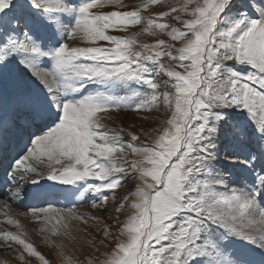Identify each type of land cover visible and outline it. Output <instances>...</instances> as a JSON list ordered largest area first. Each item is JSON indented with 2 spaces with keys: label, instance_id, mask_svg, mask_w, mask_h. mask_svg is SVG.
Here are the masks:
<instances>
[{
  "label": "snow or ice",
  "instance_id": "obj_1",
  "mask_svg": "<svg viewBox=\"0 0 264 264\" xmlns=\"http://www.w3.org/2000/svg\"><path fill=\"white\" fill-rule=\"evenodd\" d=\"M158 4L167 10L154 17ZM105 7L115 10L93 11ZM130 26L140 30L108 34ZM141 34L155 42L139 41ZM122 109L160 111L166 119L146 142L132 143L140 137L130 132L126 142L123 129L104 127L98 115ZM129 152L137 159L127 161ZM5 159L4 207L37 185L33 195L45 200L105 211L122 196L126 203L115 211L131 209L124 220L109 213L113 225H95L104 237L100 255L77 261L61 244L60 264H264V0H0ZM129 180L134 186L118 195ZM47 205L30 211L42 217L39 233L48 243L75 239L72 221L96 219ZM7 223L17 231L0 230L3 251L20 264L33 257L51 264L19 219Z\"/></svg>",
  "mask_w": 264,
  "mask_h": 264
},
{
  "label": "rangeland",
  "instance_id": "obj_2",
  "mask_svg": "<svg viewBox=\"0 0 264 264\" xmlns=\"http://www.w3.org/2000/svg\"><path fill=\"white\" fill-rule=\"evenodd\" d=\"M140 0H123V3L128 6H134L138 4ZM168 2H175V0H164V3ZM115 10L110 7H105L101 9H93V11L96 12H109ZM126 10V9H121ZM161 10H167L163 7V5H156L152 8V15L155 17V15L161 11ZM144 16H148V12L142 13ZM165 20L171 21V17L165 18ZM172 23H175V21H172ZM180 27V25H177ZM139 26H130L129 32H119V31H113L109 30L108 34L111 35H118V36H124V35H130L132 32L139 31ZM162 39H165L168 42L170 41V38L167 36H162ZM141 42H147V43H154L155 38L151 37L147 34H141L138 38ZM77 46H87L84 43H78ZM96 46H108L107 42L105 41H97ZM165 64L171 63L167 60V58H163ZM152 74L155 76L157 73L160 74L159 78L161 81L167 80L168 77L164 75L163 71L157 66V65H150ZM137 91L143 92L144 89L136 88ZM118 95L123 96H131L130 92L120 90L117 92ZM136 98L133 97V100ZM229 112H233V110H228ZM237 120L243 121L246 120V115L240 116L235 113ZM102 117L101 123L104 125V127L120 131L123 129L124 131L121 132V138L124 141H130V136L127 133H133L135 135H138L140 139L138 141H132V143L135 144H141L146 142V133H152V130L157 128L159 126V122L166 119V114L164 112L160 111H132L131 109H122L119 111H109L107 113H100L98 114ZM142 117H147V119H142ZM154 134V133H152ZM127 161H132L137 159L134 155H132L130 152L126 155ZM9 163H7L8 167ZM2 170V184H4L5 188L8 186V178L6 176V169ZM240 174H243L245 176H249V179H251V176L248 172H239ZM52 182L47 180H41L40 185L47 187ZM135 181L129 180L126 184H124L123 187L118 188L116 190L117 194H123L127 195L128 191L131 187L134 186ZM27 187H30L31 189L33 187H40L37 185H28ZM70 186H63V185H57V188H65ZM31 191V192H29ZM30 194V199H29ZM25 198L22 201L18 202H9L7 207L3 206V201L0 200V230L4 231H11L15 232L17 229L14 225H9L7 223V219L9 217L13 219H19L21 224L24 226L25 229H27L30 233V239L34 243V246L37 247L38 251H40L50 262L51 264H60V256L58 255V252L61 251V249L57 245H63V251L67 253L68 255L72 256L77 261H85L88 257L92 256H98L100 253L105 251L106 249L103 247V245L100 244V240L104 239L103 233L101 230H98L95 225L97 223L103 224V225H113L114 220L109 217V213L111 214V217L119 216L121 220H124L126 215L131 212L130 208H125L122 212L117 213L115 211V207H117L121 203H126L123 200V197L121 196L119 199L113 201L111 198L109 199L108 203L104 205L103 207L106 209L105 211L98 210L96 208H93L90 202L85 203H75L72 199H64V198H57V199H51L48 200L42 199V197H36L33 195L32 190H28L25 192ZM64 199V200H63ZM54 200V201H51ZM53 203V207L66 209L69 207H72L75 209L77 213H83L85 216L88 217H94L95 220H89L88 223H84L82 221H72L70 224L69 231L71 232V235L75 237V239H69L67 237H50L51 243H48L44 240V237L42 234L39 233V228L41 227L43 223V219L41 217L40 220L35 219L32 216V213L30 209L32 208H39V207H48L47 203ZM112 233L113 235H116L115 228L112 227ZM113 241L109 239L107 243H112ZM14 248L16 245H12ZM99 248L100 252L98 253L96 249ZM25 256L27 258V254L25 253ZM0 264H20L18 258L13 255L12 252H5L2 248H0ZM31 264H39L38 258H31Z\"/></svg>",
  "mask_w": 264,
  "mask_h": 264
},
{
  "label": "trees",
  "instance_id": "obj_3",
  "mask_svg": "<svg viewBox=\"0 0 264 264\" xmlns=\"http://www.w3.org/2000/svg\"><path fill=\"white\" fill-rule=\"evenodd\" d=\"M238 167L240 168V172L243 171L244 172V169H243V166L242 165H236L235 168H234V171L236 173H238Z\"/></svg>",
  "mask_w": 264,
  "mask_h": 264
},
{
  "label": "bare ground",
  "instance_id": "obj_4",
  "mask_svg": "<svg viewBox=\"0 0 264 264\" xmlns=\"http://www.w3.org/2000/svg\"><path fill=\"white\" fill-rule=\"evenodd\" d=\"M29 192H31V191H29Z\"/></svg>",
  "mask_w": 264,
  "mask_h": 264
}]
</instances>
